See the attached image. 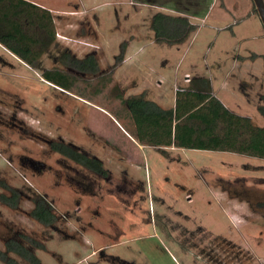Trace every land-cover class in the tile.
<instances>
[{
	"label": "rangeland",
	"instance_id": "obj_1",
	"mask_svg": "<svg viewBox=\"0 0 264 264\" xmlns=\"http://www.w3.org/2000/svg\"><path fill=\"white\" fill-rule=\"evenodd\" d=\"M29 1L50 10L70 40L59 37L43 67L66 69L59 58L68 50L95 55L99 71L70 70L66 93L0 46V181L24 194L17 210L0 203V249L24 234L45 243L41 264H264V210L253 206L264 202V159L177 148L164 156L140 149L117 124L132 133L122 97L161 90L170 103L206 77L232 112L264 127V29L253 0ZM159 12L187 16L198 30L181 45L157 44ZM50 140L101 159L109 177L52 151ZM239 179L253 205L219 182ZM32 194L47 197L54 227L30 217Z\"/></svg>",
	"mask_w": 264,
	"mask_h": 264
},
{
	"label": "trees",
	"instance_id": "obj_2",
	"mask_svg": "<svg viewBox=\"0 0 264 264\" xmlns=\"http://www.w3.org/2000/svg\"><path fill=\"white\" fill-rule=\"evenodd\" d=\"M51 25V14L31 2L0 0V43L31 67L39 66L41 54L35 48L41 43L35 28L39 27L53 37ZM151 29L157 44L174 46L185 43L198 27L187 16L159 12L151 18ZM126 50L127 46L124 45L118 57L119 61L124 60ZM65 57L69 64L71 62L74 68L80 71L90 73L99 71L97 59L93 54L84 60ZM252 58H257V55H253ZM43 77L66 90H70L75 83L60 69L48 71ZM121 99L134 125L132 131L134 138L143 146L157 148L164 156L168 155L167 148L175 147L229 152L264 159V127L255 125L250 117L238 115L227 108L214 95L210 78L197 77L192 79L187 87L180 88L176 92L175 107L169 109L147 100L145 93ZM261 101L263 104L258 107V112L264 117V96L261 97ZM49 146L52 151L98 177L103 179L109 177V171L101 159L86 154L76 146L62 140H50ZM244 181L239 179L233 183L219 182L222 190L230 198L252 204L248 190L239 191L236 188V185L243 184ZM0 187L10 193L0 194V203L17 210L21 205L23 191L10 187L4 181H0ZM29 200L34 205L30 217L44 227H54L59 218L47 197L32 194ZM253 206L256 207L255 210H264V202H258ZM4 245L5 249H0V261L4 264H21L13 255L27 264H41L36 251L46 249L44 242L24 234L7 238Z\"/></svg>",
	"mask_w": 264,
	"mask_h": 264
},
{
	"label": "flooded vegetation",
	"instance_id": "obj_3",
	"mask_svg": "<svg viewBox=\"0 0 264 264\" xmlns=\"http://www.w3.org/2000/svg\"><path fill=\"white\" fill-rule=\"evenodd\" d=\"M25 1H28V2H31V3H33V4H35L36 6H38V7H40V8H42V9H44V10H47L50 14H51V17H52V25H51V27H52V30H53V37H51V35H48L44 30H40V28L39 27H36L35 28V30L37 31V33L39 34V39H40V41H41V43H39L38 45H36L35 46V48H36V51L37 52H40L41 54H40V58H39V60H38V62H39V66L37 67V68H34V67H31L30 65H28L26 62H24L20 57H18L17 55H15L13 52H11L8 48H6L4 45H2L1 43H0V46L3 48V49H5V51H7L13 58H15L16 60H18L20 63H22V64H24L25 66H27L29 69H32L33 71L34 70H37V71H40V69H42L41 71H42V73H41V75H42V77L44 76V73H46V72H48V71H54V70H62V71H64L65 73H67L70 77H71V81L73 80V82H74V77L72 78V75L69 73L70 72V70H72L73 72H77V73H85V74H87V73H90V72H84V71H80V70H78V69H76V68H74V66L72 65V63L70 62V64H69V62H68V59H64V57L65 56H68V57H70V59H74V58H76V59H78V60H84L85 58H87L89 55H87L86 57H84V58H78V57H76V55H74V54H72L70 51H68V50H66V52L65 53H63L61 56H60V58H59V62H60V64L64 67V68H66V69H61V68H53V69H46V68H44L43 67V57H44V55L52 48V46L55 44V42L58 40V38L60 37V38H63V40H69V38H67V37H63V36H61L60 34H58L57 32H56V28H55V19L53 18V15H52V13H51V11L50 10H48V9H46V8H44V7H42V6H40V5H38V4H36V3H34V2H32V1H29V0H25ZM254 11V13H257V11H256V8H255V5H254V9H253ZM257 15H258V13H257ZM259 16V15H258ZM263 29H264V27H263ZM44 37H43V36ZM70 41V40H69ZM1 58V57H0ZM65 58H67V57H65ZM0 60H2V59H0ZM64 62H66V63H64ZM91 74V73H90ZM92 74H96V73H92ZM44 78V77H43ZM46 80V79H45ZM49 82V81H48ZM50 85L51 86H53V87H55V88H59L61 91H63V92H68V91H70V90H66V89H64V88H61V87H59V86H57V85H55V84H53V83H51L50 82ZM74 85V84H73ZM73 85H72V87H73ZM71 87V88H72ZM69 93V92H68Z\"/></svg>",
	"mask_w": 264,
	"mask_h": 264
},
{
	"label": "crops",
	"instance_id": "obj_4",
	"mask_svg": "<svg viewBox=\"0 0 264 264\" xmlns=\"http://www.w3.org/2000/svg\"><path fill=\"white\" fill-rule=\"evenodd\" d=\"M5 50V49H4ZM152 91H146L145 90H142V88L139 90V92L135 95H139V94H142V93H145L146 94V99L147 100H151V101H154L156 102L159 106H161L162 108L164 109H169V108H172V107H175V103H176V93L175 95L173 96V98L171 99L170 103H167L168 102V99H167V96H166V93L164 91H156L154 93H151ZM225 105V104H224ZM226 106V105H225ZM227 107V106H226ZM228 108V107H227ZM125 121L127 122L128 119L125 117L124 118ZM129 120H131L129 118ZM132 123V121H131ZM119 128L125 133V135L127 137H129L135 144H137L139 146L140 149H146V148H152L154 149V147H150V146H143L141 145L133 136L132 133H130L126 127H124L123 125H121L119 122L117 123ZM133 124V123H132ZM130 128H132L134 130V125L133 127L131 126ZM172 148H175V147H172ZM171 149V148H170ZM179 150H187V149H180V148H177ZM197 151H202V150H197ZM206 152H210V151H206ZM239 155V154H238ZM242 156H245V155H242ZM245 157H248V158H254V157H249V156H245ZM254 159H258L260 160V158H254Z\"/></svg>",
	"mask_w": 264,
	"mask_h": 264
},
{
	"label": "water",
	"instance_id": "obj_5",
	"mask_svg": "<svg viewBox=\"0 0 264 264\" xmlns=\"http://www.w3.org/2000/svg\"><path fill=\"white\" fill-rule=\"evenodd\" d=\"M253 3L264 27V0H253Z\"/></svg>",
	"mask_w": 264,
	"mask_h": 264
},
{
	"label": "bare ground",
	"instance_id": "obj_6",
	"mask_svg": "<svg viewBox=\"0 0 264 264\" xmlns=\"http://www.w3.org/2000/svg\"><path fill=\"white\" fill-rule=\"evenodd\" d=\"M60 91V90H59Z\"/></svg>",
	"mask_w": 264,
	"mask_h": 264
},
{
	"label": "built area",
	"instance_id": "obj_7",
	"mask_svg": "<svg viewBox=\"0 0 264 264\" xmlns=\"http://www.w3.org/2000/svg\"><path fill=\"white\" fill-rule=\"evenodd\" d=\"M188 78V77H187Z\"/></svg>",
	"mask_w": 264,
	"mask_h": 264
}]
</instances>
